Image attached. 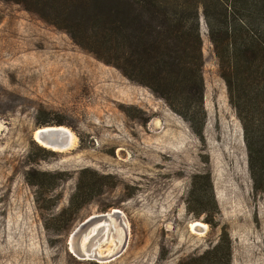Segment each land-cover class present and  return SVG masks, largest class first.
Instances as JSON below:
<instances>
[{
  "label": "rangeland",
  "instance_id": "1",
  "mask_svg": "<svg viewBox=\"0 0 264 264\" xmlns=\"http://www.w3.org/2000/svg\"><path fill=\"white\" fill-rule=\"evenodd\" d=\"M202 39L206 120L199 138L161 99L66 32L0 1V264H208L198 258L221 241L229 243L230 264H264V196L252 192L241 126L204 31ZM57 125L74 137L67 149L35 141L37 129ZM82 170L97 181L95 195L62 212ZM27 172L49 191L28 185ZM197 174L212 184L210 223L187 211ZM202 207L213 210L206 192ZM113 209L126 227L112 218L114 234L126 236L116 257L81 259L69 250L81 222ZM194 221L203 230H191ZM114 234L106 240L99 229L84 250L99 247L104 256L112 244L121 247Z\"/></svg>",
  "mask_w": 264,
  "mask_h": 264
},
{
  "label": "trees",
  "instance_id": "2",
  "mask_svg": "<svg viewBox=\"0 0 264 264\" xmlns=\"http://www.w3.org/2000/svg\"><path fill=\"white\" fill-rule=\"evenodd\" d=\"M0 1L20 5L66 32L75 45L161 99L199 138L206 120L204 31L241 126L252 192L264 196V0ZM34 175L25 174L27 184L48 192L46 183L32 180ZM89 178L87 171L79 173L62 212L92 200L97 181ZM204 192L212 211L202 207ZM187 206L194 218L210 223L216 203L208 175L193 176ZM229 259V243L221 241L198 262L230 264Z\"/></svg>",
  "mask_w": 264,
  "mask_h": 264
},
{
  "label": "water",
  "instance_id": "3",
  "mask_svg": "<svg viewBox=\"0 0 264 264\" xmlns=\"http://www.w3.org/2000/svg\"><path fill=\"white\" fill-rule=\"evenodd\" d=\"M36 131H37V134H36L37 136H36L35 141L37 143H39V142L42 143L44 145L43 146L44 148L52 149V150H64V149H67L69 147V138H68L69 133L67 132L66 129H64V127H61L59 125H57V126H45V127H41L39 129H37ZM109 217L114 218V220L118 219L119 221L117 222V224L121 225L123 227V230H125V225L122 223V220L120 217V212L116 209H113L112 211H110V213H107V214L92 215V216L88 217L83 222H81L75 228V230H73L71 232L70 238L71 237L74 238L75 254L79 258L86 259V256L84 255V253L80 247V241H81V238L83 236H85L89 233L88 228L97 222H100L103 220H104V222H106V220L110 219ZM194 222H196V221H194ZM109 223H103L102 225H100L98 228H96L94 234H97L99 229H101V228L103 229L106 226L108 227V229H110V226H108ZM113 226H114L113 228H115L114 223H113ZM194 230H203V228L199 224L196 223L194 225ZM114 233H115V231H114ZM93 235H91L89 237V240H91V237H93ZM125 240H126V236H125V232H124L123 244L121 245V247L118 246L117 248H115L114 253L110 256H107L106 259H101V257L96 255V253H93L92 256L88 257V259H94L97 261L111 260L113 257H116L123 250Z\"/></svg>",
  "mask_w": 264,
  "mask_h": 264
},
{
  "label": "bare ground",
  "instance_id": "4",
  "mask_svg": "<svg viewBox=\"0 0 264 264\" xmlns=\"http://www.w3.org/2000/svg\"><path fill=\"white\" fill-rule=\"evenodd\" d=\"M64 129H66V128H64ZM67 130V129H66ZM67 132L69 133V136H68V138H69V146H71L72 144H73V139H74V137H73V135H72V133H70L68 130H67ZM37 134V131L36 132H34V139H36V135ZM39 144L40 145H42V146H44L42 143H40L39 142ZM59 151V150H58ZM119 211V210H118ZM120 212V211H119ZM110 219L109 220H106V223H109L108 224V226H110V229H108V227L106 226V227H104L105 228V235H106V240H107V236H108V233L109 232H112V234H114V226H113V221H112V217H109ZM104 222V221H103ZM100 223V222H99ZM199 224L198 222H193V223H191L190 225H189V227H190V229L191 230H194V225L195 224ZM200 225V224H199ZM201 226V225H200ZM89 229V228H88ZM95 230H96V227L95 228H92V229H90L89 230V233L87 234V235H85V236H83L82 237V239H81V241H80V247H81V249H82V251H83V253H84V255L86 256V258H88V257H90V256H92V254L93 253H96V255H98L99 257H101V259H106L107 258V256H110V255H112L113 253H114V251H115V248H113V246L117 243H114V244H112L110 247H108L107 249H106V251H105V254H104V256H101L102 255V252L101 251H99V250H97L98 248L96 247V248H92V249H90L89 250V252H87L86 250H84V248H85V244H86V242L87 241H89V235H93L94 233H95ZM103 233V232H102ZM105 239V238H104ZM110 239V238H109ZM97 242V241H96ZM105 243V242H104ZM102 245V244H101ZM69 250L70 251H72L73 253H75V243H74V238H70L69 239ZM104 261H106V260H102V262H104Z\"/></svg>",
  "mask_w": 264,
  "mask_h": 264
},
{
  "label": "flooded vegetation",
  "instance_id": "5",
  "mask_svg": "<svg viewBox=\"0 0 264 264\" xmlns=\"http://www.w3.org/2000/svg\"><path fill=\"white\" fill-rule=\"evenodd\" d=\"M104 214H106V213H104ZM126 228V227H125ZM114 236H116L115 234H114ZM117 238H123V236H122V234H121V232H120V234L118 235V236H116Z\"/></svg>",
  "mask_w": 264,
  "mask_h": 264
}]
</instances>
